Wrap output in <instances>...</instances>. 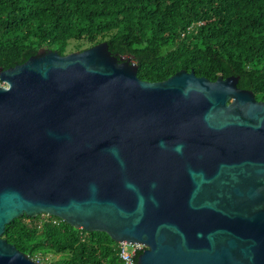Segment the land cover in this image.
I'll use <instances>...</instances> for the list:
<instances>
[{
  "label": "water",
  "instance_id": "95a60500",
  "mask_svg": "<svg viewBox=\"0 0 264 264\" xmlns=\"http://www.w3.org/2000/svg\"><path fill=\"white\" fill-rule=\"evenodd\" d=\"M107 42L0 70V264L24 216L141 243L138 264H264V101L240 77L143 81Z\"/></svg>",
  "mask_w": 264,
  "mask_h": 264
},
{
  "label": "trees",
  "instance_id": "16d2710c",
  "mask_svg": "<svg viewBox=\"0 0 264 264\" xmlns=\"http://www.w3.org/2000/svg\"><path fill=\"white\" fill-rule=\"evenodd\" d=\"M103 42L132 58L143 81L182 70L238 76L239 88L264 101V0H0V70L42 49L67 55ZM3 238L40 264H124L106 233L57 217L16 219Z\"/></svg>",
  "mask_w": 264,
  "mask_h": 264
},
{
  "label": "built area",
  "instance_id": "2783aa9c",
  "mask_svg": "<svg viewBox=\"0 0 264 264\" xmlns=\"http://www.w3.org/2000/svg\"><path fill=\"white\" fill-rule=\"evenodd\" d=\"M119 247L120 257L124 264H138L139 256L146 250V246L141 243H122Z\"/></svg>",
  "mask_w": 264,
  "mask_h": 264
},
{
  "label": "rangeland",
  "instance_id": "374dc122",
  "mask_svg": "<svg viewBox=\"0 0 264 264\" xmlns=\"http://www.w3.org/2000/svg\"><path fill=\"white\" fill-rule=\"evenodd\" d=\"M85 49H87V48H84V49H82V50H80V51H83V50H85ZM77 51V50H76ZM76 51H74V52H76ZM41 258V257H40ZM47 258H49L50 259V261H54V260H58V259H60L61 258V256H55V255H48V257Z\"/></svg>",
  "mask_w": 264,
  "mask_h": 264
},
{
  "label": "clouds",
  "instance_id": "9594fccd",
  "mask_svg": "<svg viewBox=\"0 0 264 264\" xmlns=\"http://www.w3.org/2000/svg\"><path fill=\"white\" fill-rule=\"evenodd\" d=\"M35 261V260H34ZM38 262V261H37ZM40 263V262H39Z\"/></svg>",
  "mask_w": 264,
  "mask_h": 264
}]
</instances>
